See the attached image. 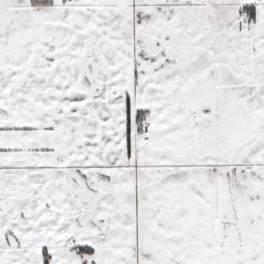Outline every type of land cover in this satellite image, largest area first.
Masks as SVG:
<instances>
[{
    "label": "snow or ice",
    "instance_id": "1",
    "mask_svg": "<svg viewBox=\"0 0 264 264\" xmlns=\"http://www.w3.org/2000/svg\"><path fill=\"white\" fill-rule=\"evenodd\" d=\"M0 264H264V0H0Z\"/></svg>",
    "mask_w": 264,
    "mask_h": 264
}]
</instances>
